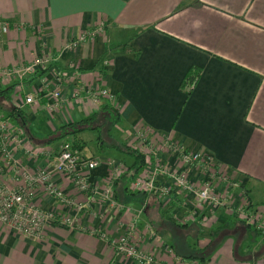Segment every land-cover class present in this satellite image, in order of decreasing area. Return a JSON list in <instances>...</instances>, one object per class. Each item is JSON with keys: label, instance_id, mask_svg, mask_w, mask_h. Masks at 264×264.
<instances>
[{"label": "crops", "instance_id": "0c3cea01", "mask_svg": "<svg viewBox=\"0 0 264 264\" xmlns=\"http://www.w3.org/2000/svg\"><path fill=\"white\" fill-rule=\"evenodd\" d=\"M0 20L10 28L0 38L1 68L32 63L39 55L50 58L45 69L22 82L0 78V90L10 88L0 98V120L18 131L23 144L11 145L14 158L27 169L48 170L66 198L86 205L77 213L37 189L36 205L56 211V219L40 239L0 225V264H133L91 232L119 237L134 220L143 231L150 225L181 259L165 254L161 242L143 244L161 264H264V234L234 216V209L247 205L264 217V0H0ZM101 23L102 35L65 49L71 38ZM193 67L201 75L187 97L180 85ZM99 89L115 101L92 97ZM55 90L61 99L51 109L49 94ZM28 95L37 102L24 104ZM115 102L119 118L107 128L104 106ZM88 118H94L95 129L77 136L80 156L99 164L79 173L102 188L110 161L122 165L114 209L79 193L71 178L52 171V159L25 153L53 156L70 141L55 140L56 131ZM141 127L150 130L151 145L166 138L209 156L217 166L223 206L198 218L184 209L185 195L176 190L165 205L132 190L133 178L124 175L134 159L123 147L133 149ZM159 155L166 168L197 182L198 170L176 151L163 148ZM0 183L15 184L1 153ZM64 217L70 225L63 224Z\"/></svg>", "mask_w": 264, "mask_h": 264}, {"label": "built area", "instance_id": "2783aa9c", "mask_svg": "<svg viewBox=\"0 0 264 264\" xmlns=\"http://www.w3.org/2000/svg\"><path fill=\"white\" fill-rule=\"evenodd\" d=\"M103 28L104 23H101L91 30L83 31L78 36L71 38L65 45V49L74 50L86 42L92 41ZM9 30L8 23L0 20V38L6 36ZM49 64L50 58L48 56L39 55L32 63L27 65L9 68L0 67V78L7 81L22 82L38 69L43 70ZM85 93L89 95L88 90ZM49 96L54 99V103L50 108L58 107V101L56 100L61 99L60 92L55 90ZM91 96L102 98L110 103L115 101L114 96L108 94L105 89H99ZM36 102L37 98L33 95L26 96L24 100V104L27 105ZM149 134L150 130L146 127L138 130L135 134L136 143L133 149L144 156V167L140 174L134 178L131 184L132 190L152 193L164 205L170 204L172 194L176 190L185 195L184 209L189 210L194 217L198 218L201 217L202 212L206 214L211 209L223 206L225 199L217 193L215 186V182L219 179L217 166L209 156L202 153L187 152L181 146L166 138L162 139L158 146L151 145L148 141ZM12 144L15 148H19L23 145L22 139H20L17 130L0 120V153L15 180V186L13 187H9V184L6 183H0V225L30 238L40 239L43 236L45 227L55 221L56 211H44L36 205L33 197L37 189H41L49 196L57 199L62 206L72 205L77 213L82 212L86 205L71 202L66 198L62 191L53 183L51 172L48 170L39 169L33 171L21 166L14 158ZM163 148L176 151L185 164L192 169L198 170L197 182H192L183 174L175 173L171 169L166 168L161 163L159 155ZM25 153L32 157L52 159V171L71 178L79 193L90 195L92 201L99 202L106 207L113 209L118 207L113 187L124 172L121 164L110 161V175L104 186L99 188L79 173L80 168H85L87 171L93 170L98 166L99 162L84 160L80 156V152L74 149L70 142L64 141L60 145L58 152L53 154V156L48 151L35 152L30 149L26 150ZM159 175H162L164 180H158ZM226 186L228 185L226 184ZM234 216L258 233L264 234V217L254 212L247 205L234 209ZM62 222L64 225H70L71 220L69 217H64ZM143 232L149 236V239L161 242V248L165 254L174 257L177 261H181L173 248L163 243V240L157 236L150 225L146 224L145 231H143L138 227L136 220L129 222L125 232L119 237L111 238L101 230H92L91 233L106 242L118 258H123L133 264H159L160 261L155 254L146 253L136 248L142 240Z\"/></svg>", "mask_w": 264, "mask_h": 264}, {"label": "trees", "instance_id": "16d2710c", "mask_svg": "<svg viewBox=\"0 0 264 264\" xmlns=\"http://www.w3.org/2000/svg\"><path fill=\"white\" fill-rule=\"evenodd\" d=\"M200 75H201V70L199 68H196V67L191 68L187 72V74L185 75V77H184V79L180 85V88L182 91L185 92L187 97L191 94L192 89L197 84V82L200 78ZM187 88H189L188 92H186ZM190 89H191V91H190ZM9 90H10V88L0 90V98H4L3 96L8 94ZM104 108H108L107 111L109 113H111V115L113 116V123L116 124L118 121V118H119V111H116V108H114V106H110L108 104H106V106H104ZM13 112H14V110L12 111V113ZM12 113L10 115H12ZM20 117L21 116H19V118ZM21 120H22V122H24V119L22 117H21ZM93 122H94V118H88V119L80 120L78 122L70 123V124H67L65 126H62L56 131L55 140H64L66 138H69L70 141L69 140H65V141L70 142L72 147L80 152L82 149V144L79 143L76 138L80 133L95 129L93 126ZM123 151L126 154L130 155L134 159V164L130 168L128 174L124 175V178L125 177H132L134 180V178L137 176V174L140 173L144 167V156L140 152H138L137 150L131 149L129 147H123ZM183 152H185V151H183ZM152 160H154V159L152 158ZM122 178H123V176H122Z\"/></svg>", "mask_w": 264, "mask_h": 264}, {"label": "rangeland", "instance_id": "374dc122", "mask_svg": "<svg viewBox=\"0 0 264 264\" xmlns=\"http://www.w3.org/2000/svg\"><path fill=\"white\" fill-rule=\"evenodd\" d=\"M3 21V20H2ZM4 22H6V21H4ZM7 23V22H6ZM9 25V24H8ZM104 26H105V24H104ZM105 28V27H104ZM104 28H103V30L102 31H100L99 32V35L98 36H100V35H102L103 33H104ZM87 30H91V29H87ZM86 31V30H85ZM82 33V32H81ZM132 33H128V35H131ZM97 37V36H96ZM95 37V38H96ZM94 38V39H95ZM93 39V40H94ZM125 39H126V37H122V41H125ZM87 43V42H86ZM85 43V44H86ZM125 46V45H124ZM108 63V62H107ZM106 62H104V64H107ZM30 64V63H29ZM24 65H27V64H24ZM189 91V88H187L186 89V92H188ZM190 91H191V89H190ZM108 92V91H107ZM108 94H110L109 92H108ZM111 95V94H110ZM97 96V95H96ZM114 99H115V97H114ZM113 106H114V108H116V111H119V108H118V105H117V102H115V104H113ZM102 122L104 123V126H106L107 128H110V127H112L113 126V116L111 115V113H107V115H106V120H102ZM143 127H141L140 129H142ZM112 130H110L109 132H111ZM114 131V130H113ZM112 131V132H113ZM115 132V131H114ZM133 182V181H132ZM9 187H13V186H15V184L14 185H8ZM137 192V191H136ZM141 193H143V192H141ZM144 194H146V193H144ZM147 194H152V193H147ZM152 195H154V194H152ZM154 196H156V195H154ZM157 197V196H156ZM158 198V197H157ZM243 223V222H242ZM144 231H145V229H144ZM143 237H142V240H141V242H139L138 243V245H137V247L136 248H138V249H140V250H143V248H142V246H143V244H145V243H150V241H154V240H151V239H149V236L148 235H146V233H144L143 232ZM144 236H145V238H144ZM158 236V235H157ZM112 238V237H111ZM156 242V241H155ZM111 249V248H110ZM112 250V249H111ZM144 251V250H143ZM145 252V251H144ZM146 253H150V254H154L153 252H146ZM158 258V257H157ZM128 261V260H127ZM160 261V260H159ZM128 262H130V261H128ZM132 263V262H131ZM159 264H161V262L159 263Z\"/></svg>", "mask_w": 264, "mask_h": 264}]
</instances>
